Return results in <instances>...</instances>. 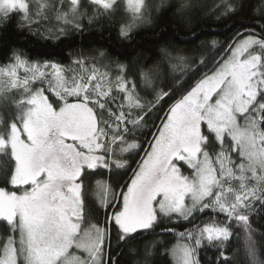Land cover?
Returning a JSON list of instances; mask_svg holds the SVG:
<instances>
[{
	"label": "snow or ice",
	"instance_id": "6c2138e0",
	"mask_svg": "<svg viewBox=\"0 0 264 264\" xmlns=\"http://www.w3.org/2000/svg\"><path fill=\"white\" fill-rule=\"evenodd\" d=\"M88 4L94 9L89 22L123 6L130 16L121 27L124 36L145 20L147 9L146 0ZM82 7L81 0H0V20L19 14V27L32 31L52 12L56 21L79 29V18L87 15ZM224 8L235 11L228 0ZM172 59L186 63L182 56ZM207 60L194 61L191 74L199 79L157 116L161 124L153 125L157 131L144 148L136 132L170 92L144 100L122 74L113 82L84 58L74 60V68L14 51L0 66V105L8 110L0 116V155L12 162L4 177L11 189L0 187V221L15 235L0 244V264H118L109 251L112 228L127 243L164 218L190 221L206 210L224 220L214 215L178 233L185 241L172 250L178 264H198L196 252L205 243L222 247L233 223L255 264L250 213L257 203L264 207V29L229 45L210 65ZM140 150L119 192L97 181L105 227L86 221L85 180L128 169L127 157Z\"/></svg>",
	"mask_w": 264,
	"mask_h": 264
},
{
	"label": "trees",
	"instance_id": "16d2710c",
	"mask_svg": "<svg viewBox=\"0 0 264 264\" xmlns=\"http://www.w3.org/2000/svg\"><path fill=\"white\" fill-rule=\"evenodd\" d=\"M81 2L80 11L87 15L79 18L82 25L79 29L56 21L52 12L48 13V20L42 19L32 31L19 27V14L0 20V66L9 62L14 51L23 53L31 61H49L74 68L77 66L73 61L84 58L86 66L95 64L101 71L109 72L113 82L117 74H122L130 86L132 83L137 86L144 100H153L161 90L170 92L171 98H165L147 118L145 127L136 132L144 148H147L144 141L151 140L152 133L161 124L157 116L162 118L169 105L199 79V74H191L197 66L194 61L207 56L210 65L213 58L226 55L229 45H235L248 34H262L264 29V0H228L235 11L224 8L225 0H146L145 20L135 24L127 36L121 34V27L130 22L123 6L112 15L97 16L89 22L94 9L88 0ZM32 7L35 10L36 5L33 3ZM64 10H67L66 5ZM61 28L63 34H60ZM177 56L184 57L186 63L172 59ZM144 74L150 83L145 82ZM7 113L8 110L0 105V116ZM143 154L140 150L139 155L128 156L130 167L118 170V174L87 178L86 221L105 227V211L98 202L103 194L96 186L97 181H107L119 192L118 186L130 180L132 169L137 167ZM11 164L8 157L0 155V187L11 189V185L4 184ZM214 215L218 221L224 220L222 214L208 210L195 212L190 221L176 216L171 220L164 218L160 226L151 232L137 234L135 240L127 243L119 241L112 228L110 255L118 264H175L172 250L178 243L185 242L179 239L178 233L192 230L194 225L202 227ZM250 224L256 247L255 264H264V207L258 203L250 213ZM168 228L174 231H164ZM232 232L222 247L205 243L198 248V264H254L247 255L242 229L233 223ZM9 234H12L9 227L0 221V244Z\"/></svg>",
	"mask_w": 264,
	"mask_h": 264
},
{
	"label": "rangeland",
	"instance_id": "374dc122",
	"mask_svg": "<svg viewBox=\"0 0 264 264\" xmlns=\"http://www.w3.org/2000/svg\"><path fill=\"white\" fill-rule=\"evenodd\" d=\"M53 2H55V0H53ZM245 38V37H244ZM21 74H22V70H21ZM90 177V176H89ZM87 184V179L85 180V185ZM96 186H97V184H96ZM100 190H101V192H102V194H103V189L100 187ZM195 213V212H194ZM193 213V214H194ZM175 216V215H174ZM16 239H18V237L16 238ZM173 258H174V261H175V264H178V256H174L173 255Z\"/></svg>",
	"mask_w": 264,
	"mask_h": 264
}]
</instances>
